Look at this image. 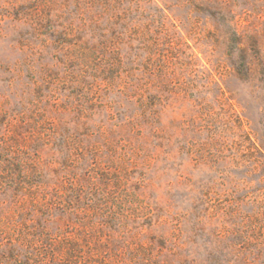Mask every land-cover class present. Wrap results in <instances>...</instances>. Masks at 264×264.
Instances as JSON below:
<instances>
[{
  "label": "rangeland",
  "instance_id": "374dc122",
  "mask_svg": "<svg viewBox=\"0 0 264 264\" xmlns=\"http://www.w3.org/2000/svg\"><path fill=\"white\" fill-rule=\"evenodd\" d=\"M0 264H264V0H0Z\"/></svg>",
  "mask_w": 264,
  "mask_h": 264
}]
</instances>
